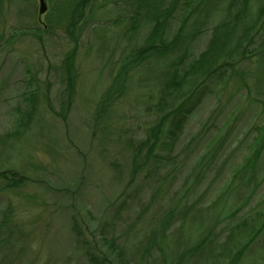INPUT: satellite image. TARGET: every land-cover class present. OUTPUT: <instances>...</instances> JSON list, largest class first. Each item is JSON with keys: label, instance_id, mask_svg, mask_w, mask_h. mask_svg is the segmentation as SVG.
Returning a JSON list of instances; mask_svg holds the SVG:
<instances>
[{"label": "rangeland", "instance_id": "1", "mask_svg": "<svg viewBox=\"0 0 264 264\" xmlns=\"http://www.w3.org/2000/svg\"><path fill=\"white\" fill-rule=\"evenodd\" d=\"M81 1L45 0L40 14V0H0V171L28 177L0 176V264H264V0L238 25L227 0ZM176 7L167 21L185 48L129 69L95 127L155 11ZM224 18L222 80L168 89L175 57L212 58ZM185 100L159 159L132 177L133 146Z\"/></svg>", "mask_w": 264, "mask_h": 264}, {"label": "trees", "instance_id": "2", "mask_svg": "<svg viewBox=\"0 0 264 264\" xmlns=\"http://www.w3.org/2000/svg\"><path fill=\"white\" fill-rule=\"evenodd\" d=\"M230 1V4H234V8L240 7V9L237 11V16L234 18V24L241 22L243 15L246 10V5L248 4L249 0H227ZM84 3V0L78 3L79 7ZM77 5V6H78ZM177 12V7L173 9L172 13L170 14L169 11L163 12L162 10H156L154 13V19H155V28L152 32L151 41L141 49L137 50L138 52H135L131 58L121 66L120 73L117 75V79L113 81L110 86H108L107 90L104 92L102 100L97 105V112L94 117V123L95 127L98 126L99 121L103 120L105 113L109 109V107L114 103V101L117 99V97L122 93L123 89L125 88L126 83V75L128 74L129 69H132L135 67L136 64L141 62L146 55L152 54V53H158L160 54L163 51L162 56H168L164 55L167 52L169 53H176L180 48H185V42L184 44H181V38H182V30L181 28L179 31H177L174 35H171V23H169V19L173 13ZM73 15H75V12H73ZM169 18V19H168ZM74 20V16H73ZM168 20V21H167ZM221 23L216 24L213 27V31L215 35H217V39L213 42V47L216 43L220 42L219 45L215 46V52L212 56V58H208L206 61L205 59V53H207L205 50L203 54L201 53V56H199L197 59L189 62L186 64V58L185 55L179 56L178 59L175 57L172 61V70L168 73V84L167 87L170 89V85L178 86L180 85V81H184L186 83H189L190 81H197L201 75L202 77L200 80L196 82L195 88L192 91V93L195 92L196 88H199L203 85H206L208 80L215 76L220 81L223 78L224 69H222V65L214 66L216 64L215 62L225 54V52L228 51L229 47V40L232 38L233 30L235 28L234 24L232 23L231 19L224 18ZM75 23V20L73 24ZM230 24L231 28L230 30H227L225 32H220L222 29L226 28V26ZM237 24V25H238ZM157 25V26H156ZM238 27V26H237ZM264 28V26H263ZM204 29H201L199 31V34L203 33ZM218 39H220L218 41ZM241 45V39L238 38L235 45L234 50L230 51V56L234 54V52H239V47ZM213 49V48H212ZM212 49L210 52H212ZM168 53V54H169ZM133 61V62H131ZM218 63V62H217ZM226 67H231V63L225 62ZM205 74V75H204ZM221 75V76H220ZM119 79V80H118ZM193 94H190L192 96ZM184 110V111H183ZM190 108L187 109L186 100L182 102L179 106L168 110L166 114L161 116L157 123L150 128L148 136L138 143V145L133 146L132 142H129L128 146L132 148L134 147V154L132 158V177H135L137 173L143 169L144 167L148 166L153 160H158L157 155V149L162 144L163 137L165 136V133L171 134L174 128L170 129L168 132L166 130L168 121L174 117H176L175 125L176 128L179 129L180 124L182 123L183 119L186 117V113L190 112ZM164 144V143H163ZM0 176L4 178L5 180H9V185L11 186H21L24 185L28 181V177L16 174L15 171L10 170H4L0 171ZM100 264H105L104 261L99 262Z\"/></svg>", "mask_w": 264, "mask_h": 264}, {"label": "water", "instance_id": "3", "mask_svg": "<svg viewBox=\"0 0 264 264\" xmlns=\"http://www.w3.org/2000/svg\"><path fill=\"white\" fill-rule=\"evenodd\" d=\"M47 5L45 0H40V14L44 13L46 11Z\"/></svg>", "mask_w": 264, "mask_h": 264}]
</instances>
